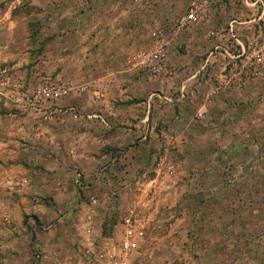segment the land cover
<instances>
[{"label": "rangeland", "instance_id": "1", "mask_svg": "<svg viewBox=\"0 0 264 264\" xmlns=\"http://www.w3.org/2000/svg\"><path fill=\"white\" fill-rule=\"evenodd\" d=\"M203 1H133L136 10L124 8L126 13L121 14V7L108 17L105 1H96L99 11L92 19L103 25L120 14L122 26H140L144 45L140 47L138 42L137 47L126 49L122 58L131 68L129 73L168 78L178 73L168 61L171 74L164 75L143 70L129 59L153 46L152 33L157 28L181 16L190 4ZM209 1L199 24L191 29L190 46L183 42L185 35L182 38L180 31L174 32L176 28L167 31L168 53L173 46L175 59L186 54L189 47L194 52L198 37L202 39L196 56L210 53L218 42V33L224 28L227 31L232 20L249 18L250 7L242 0ZM79 3L0 0V264H92L88 250L92 252L104 243L118 248L123 218L130 208L135 210L141 233L139 249L129 264H264V80L247 85L253 93L247 107L240 101L244 106L234 115L226 116L221 111V118H233L231 129L222 124L215 129L209 118L196 114L194 145L188 146L185 137L178 138L174 131L166 130L150 162L128 157L129 145L110 146L112 154H119L113 156L114 162H105V141L92 146L97 159L89 161L88 156H82L83 147L77 150L60 145L50 129L43 130L44 124L51 126L58 114L66 117L78 113L71 104L52 108L56 101L70 95L73 86L57 79L55 67L43 62L53 56L50 43L59 35L60 25L73 23ZM236 5L240 11L231 10ZM214 9L219 12L217 16L212 11L205 19L204 14ZM255 24L258 30L254 37L260 34V27L264 30V21ZM238 33L246 40L241 29ZM227 37L232 43L231 36ZM123 40L129 43L126 36ZM193 61L196 63L191 71L197 69L198 57ZM177 84L175 80L173 91L178 90ZM90 85H84L85 89L80 86V90L87 91ZM54 86L69 87V93L58 99L38 93ZM152 93L157 95V91ZM100 94L105 97V90ZM161 100L159 97V105ZM97 113L104 121L94 118L95 134L105 138V113ZM203 133L210 135L215 145H205ZM234 139L238 146L241 141L248 143L230 153L229 143H224ZM199 149L217 158L206 163L194 161L192 152ZM75 151L77 160L70 156ZM161 158L174 166L172 187L169 191L159 189L151 197L145 191L148 179L143 175L150 172L154 178L152 170ZM58 160L64 161L71 172L50 176L59 170ZM178 166L182 171H177Z\"/></svg>", "mask_w": 264, "mask_h": 264}, {"label": "crops", "instance_id": "2", "mask_svg": "<svg viewBox=\"0 0 264 264\" xmlns=\"http://www.w3.org/2000/svg\"><path fill=\"white\" fill-rule=\"evenodd\" d=\"M78 1L81 3L77 4L78 12L73 15V23L68 24L67 27L63 24L60 25L57 30L59 35L50 43L54 47L53 56L45 57L46 60L43 62L47 66L53 65L55 67L57 79L69 81L73 86L70 95L56 101V106L52 108L60 109L67 104H71V106L78 109L76 115L61 117L62 115L58 114L56 121L50 122L52 123L51 126L46 124L48 122L44 124L43 130L50 129L54 133L53 137L58 144L65 145V147L68 144L69 147L73 146L76 149L79 146L83 147L85 151L82 156H88L89 161H92L97 159L92 154V146L95 143L101 141L104 143L105 141L106 148L103 157L105 162H114L113 156L119 154V152L112 154L109 151L110 146L129 145L128 157L146 163L152 161L154 154H156L155 149L160 144L166 130L174 131L178 138L185 137V144L191 146L194 145L192 138L196 136V133H192L193 128L197 126L195 125L196 114L201 111L206 112L207 114L205 113L202 118H209L210 126L215 129L221 128V124L226 129H231V124L234 123L233 118H221V111L226 116L230 113L234 115L239 107L244 106L239 104L240 101H245V106H248V99L253 97L250 88L246 86L240 90L227 84V74L230 73L229 71L233 67L239 66L244 61L245 56L237 53L242 48L237 45V47L233 46L234 42H227L229 34L225 31V28L216 36L218 42L215 46L218 49L214 50L213 48L212 51L214 52L212 54L205 52L196 56L195 49L201 47L198 44L202 39L200 37H198V43L194 45V52L189 47V49L187 48L188 52L183 54L181 58L175 59L173 57L175 52L174 47L171 46L167 61L169 65H173L178 71L176 76L158 79L146 74L132 75L129 73L131 68L125 65L122 58L127 51L126 49L137 47L138 42H140V47L144 45L141 41L143 30L140 26L136 27V25L122 26L120 24L122 20L120 14L114 15L112 19L109 18V21L103 25H100L96 19L93 20L92 16L99 11L95 4L96 1H105V16L108 17L112 16L114 12H118L121 7V14L126 13L124 8L134 10L133 7H135L136 10V4L133 1L138 2L141 0ZM220 1L218 2L220 3ZM125 2L131 3L125 4ZM231 10L240 11L237 5ZM211 12L214 13V16L219 13L217 9L209 10L208 14H204V18L211 17ZM247 12L249 18L245 20L237 19L239 30L241 29L246 39L253 37L258 30L256 28L258 25L255 24L254 9L247 8ZM208 21L206 20L205 23ZM194 25L174 30L175 33L180 31L182 38L185 35L183 42L187 46H190L189 43L193 39L191 29L195 27ZM259 32L261 33V27ZM124 36L129 39L128 44L123 42ZM150 44H152L151 41ZM195 57H198L197 69L191 71L196 63L193 61ZM223 71L225 75L222 73ZM177 77H180V79ZM175 80L178 83V90L173 91L171 87ZM88 83L91 84L88 86V90L81 91L80 86ZM182 86L186 87L185 98L180 97ZM151 87L152 89L148 90ZM102 90H105V97L100 94ZM153 91H157L158 98L150 100V94ZM159 97L163 98L160 105L157 103ZM92 110L94 111L92 112ZM99 111L102 114L105 113V138L95 134L96 119L101 117L104 121V117L97 113ZM198 126L202 127L200 124ZM198 131L200 132V129ZM64 134H67V136ZM202 137H205V145L213 143L210 135L203 133ZM227 142L230 145V153L233 150L236 151L237 147L240 150V146L248 143L244 144L241 141L239 142L240 146H238V142L234 139L226 141L224 144H227ZM213 144L215 145V142ZM192 153H194L191 156L192 159L198 162L203 161L206 163L217 158L203 149ZM61 155L63 156L62 151ZM70 156L71 159L73 157L77 160L76 151ZM219 158L221 159L218 156ZM71 159L69 164L72 162ZM56 168H59V170L54 171L50 176H56L58 175L57 172L60 171L62 172L61 176H65L66 171L71 172V168H67L64 161L63 163L59 161ZM202 170L206 171L207 168L204 167ZM177 171H182L180 166H178ZM177 177L179 179V176ZM178 179L176 178V180ZM60 191L63 192L64 190L61 188ZM178 198L180 197L178 196Z\"/></svg>", "mask_w": 264, "mask_h": 264}, {"label": "built area", "instance_id": "3", "mask_svg": "<svg viewBox=\"0 0 264 264\" xmlns=\"http://www.w3.org/2000/svg\"><path fill=\"white\" fill-rule=\"evenodd\" d=\"M247 6L255 11L256 21H264V0H242ZM211 2L205 0L202 3H192L186 11L174 21L168 22L155 30L152 35L154 38L153 46L146 50H141L129 59V63L140 66L143 70L153 74L170 75L171 71L167 68L168 40L166 33L169 29L190 27L198 23L203 16L206 8ZM256 9H255V8ZM238 20H232L227 28L234 44L242 48L237 52L238 55L245 56V59L239 66L233 67L227 74V84L233 85L237 89L246 87L248 84L264 80V30L261 27V33L246 40L242 39L238 33ZM236 46V47H237ZM218 49L217 46L214 50ZM214 51H211L212 54ZM54 89L43 88L38 93L47 95V97L58 99L69 93V87H53ZM86 87L84 86L83 89ZM158 97L155 93L150 95V100ZM180 97H186V87L180 89ZM204 112H199L198 116H203ZM154 178L145 172L144 177L148 179V186L145 190L149 195L163 189H171L170 175L174 172V166L161 158L152 170ZM140 222L135 217L134 208H130L123 218L122 237L118 241V248L104 243L97 249L87 251L88 261L92 264H129L130 257L139 249Z\"/></svg>", "mask_w": 264, "mask_h": 264}]
</instances>
